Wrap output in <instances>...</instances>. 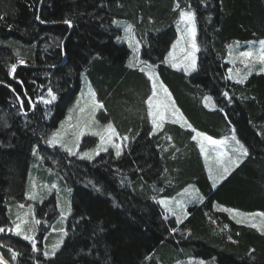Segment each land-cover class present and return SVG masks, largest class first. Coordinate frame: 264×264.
<instances>
[{
  "label": "trees",
  "instance_id": "1",
  "mask_svg": "<svg viewBox=\"0 0 264 264\" xmlns=\"http://www.w3.org/2000/svg\"><path fill=\"white\" fill-rule=\"evenodd\" d=\"M181 9L195 13L199 51L190 74L165 62ZM0 17V264H264V234L221 210L264 213V74L232 82L225 62L230 42L264 37V0H0ZM115 19L131 26L142 60L190 128L166 123L152 132L151 83L127 66L130 50L116 42ZM83 71L103 105L100 122L129 137L119 157L110 149L82 159L45 142L74 102ZM49 88L57 98L44 103ZM205 96L214 104L206 106ZM231 128L249 154L212 186L192 130L220 137ZM94 142L85 136L80 147ZM35 148L71 190L67 234L50 258L42 239L58 215L54 196L35 206V242L10 232L7 213L23 202ZM188 184L203 198L177 223L154 199Z\"/></svg>",
  "mask_w": 264,
  "mask_h": 264
},
{
  "label": "rangeland",
  "instance_id": "2",
  "mask_svg": "<svg viewBox=\"0 0 264 264\" xmlns=\"http://www.w3.org/2000/svg\"><path fill=\"white\" fill-rule=\"evenodd\" d=\"M181 10L188 11L191 9ZM113 24L120 30V34L117 36L116 42L124 43L130 50V55L126 63L127 66L132 68H139L140 70L143 69V72L147 75L148 78L151 75L156 81V95L153 96V82L152 79L149 78L151 83V94L146 99L148 120L151 125L152 132L155 133L163 127L162 126L161 128H154V125L152 123L154 118L159 122V114L161 112H163L165 116L163 125L166 123H173V120H177V122L173 124L179 125L183 128H190L188 127V122H184L187 120L183 116L180 109L177 107L169 91L167 90V93L164 91L166 86L158 77L155 68L142 60L140 56L141 46L137 41L132 28L130 31H127L128 26H130L128 22L115 19L113 21ZM185 28L186 23L180 19L179 15L175 22L176 39L171 45V48L165 57V62L176 70H181L185 74H190L195 69L189 68L188 71H185V68L190 63V61L186 59V56L188 55V52L191 51L190 37L185 35ZM260 40H264V37L248 41L234 40L227 44L225 58V62L229 64L227 77L230 74L229 69L232 70V75L234 77L237 70L239 71L240 76L246 75L249 71L251 72V74L248 75V77L254 74H264V72L260 71L262 65L253 62L251 59L246 60V63H242L241 60L245 58H241L239 56L240 52L242 51L251 50L254 53L258 51L260 47ZM195 56L197 61V52L195 53ZM173 64L179 65V67H173ZM229 80L232 82H236L235 79ZM160 85H163V87H161ZM150 97L152 99L151 108L149 107L148 103ZM205 97V105L214 104L212 99L210 101H205ZM164 103L168 105L167 109L162 106ZM97 105L101 104L96 98L95 91L91 86L86 71H83L80 74V89L74 102L69 106L64 117L59 121L57 128L53 132H51L46 139L47 141L53 136H56L59 143H57L55 146H50L47 143L46 144L49 147H58L59 149L65 151L68 155L70 154L66 150V148H70L74 153H76L75 155L71 156H77L78 158H81L82 154L85 152L90 153L93 158L96 157L97 155L95 154V150L97 149L98 145L101 147H106L108 150L113 149L115 153L116 149L112 146V143L120 144L121 148L123 149V145L126 141L120 139L122 138L120 136V138H117V136L112 135V133L107 129V125L111 122H100L98 113L101 110V107H98ZM174 108L179 109V112L176 113L175 116H173L172 114ZM150 112L152 113V115L149 114ZM180 117H182V119ZM198 132L203 133L206 136L209 135L198 130H192V137L196 136V139L194 141L196 142L199 153L201 155L206 175L211 185L214 186L221 180H223L224 177L237 166L229 163V157L235 158L236 156V154L232 152V148L235 147V141L232 140V137H235L236 140L238 139L234 133V130L231 128L227 133L221 135L220 137H212L213 139H216L218 141H225L224 144L213 146L210 145L206 140H204L202 136H197ZM81 133H83V135H81ZM85 136L94 137L95 142L84 148H81L80 146ZM101 136L105 138L103 143L101 142ZM109 137H111V141L109 140ZM201 143H203L205 149L204 152H201ZM61 145H63V147ZM224 151L228 152L229 156L221 157L218 155V153ZM103 152L106 151H101L100 153ZM32 155L33 162L29 167L23 202H14L7 206V213L11 222L10 232L16 236L21 237L22 239H24L23 237L25 235L32 236L34 237L32 242H35L37 234V224L35 223V220H37L35 216V206L36 204H40L50 196H54L58 215L55 221L50 225L49 230L42 239L43 255L45 258H50L54 256L52 254L54 250L56 253L60 249L66 236L65 233L67 234V221L71 213V190L61 182L59 176L52 169L47 168V166L43 164L40 155L36 151V148L33 150ZM242 158L240 159V161L242 160ZM83 159L87 158L85 157ZM224 166H227L229 168V171L226 174L223 172ZM221 176H223V179H220ZM53 185H55V187H53ZM186 189L187 192L185 191ZM33 196L35 197L34 199L31 198ZM202 198L203 196L199 192L197 187L194 184H188L172 196H163L154 200L161 206V208L165 212V215L173 216L166 211L165 205H161L159 203L160 200L163 199L167 201V207L176 209L178 212L179 209L177 202H180V204H182L183 206L184 211L187 212L188 208L192 204L200 201ZM230 214L234 217V213ZM173 217L176 219L175 216ZM183 219L184 217L182 216L181 220ZM235 219H239L249 226L252 223L257 224L258 226V223L262 222L261 216L258 215L236 216ZM16 225H20V228L17 229ZM17 232H19L20 234L17 235ZM57 244L60 245L58 249L55 248ZM45 253H48V255L45 256ZM191 264L201 263L194 262Z\"/></svg>",
  "mask_w": 264,
  "mask_h": 264
},
{
  "label": "snow or ice",
  "instance_id": "3",
  "mask_svg": "<svg viewBox=\"0 0 264 264\" xmlns=\"http://www.w3.org/2000/svg\"><path fill=\"white\" fill-rule=\"evenodd\" d=\"M176 7L178 8L179 5L177 4ZM179 15H180V19L186 23L185 35L190 37V42H191V51L188 52V55L186 56V59H188L190 61L188 66L185 68V71H188L189 68L195 69V67H196V56H195V53L197 51H199L198 46L196 44V40H195V37H196L195 13L192 12L191 10H188V11L181 10ZM0 19H3V18L0 17ZM37 19H39V17H37ZM64 23L68 24L69 26H71V21H69V20H65ZM130 30H131V26H128L127 31H130ZM259 45H260V47H259L258 51H256L255 53L253 51H251V50L242 51V52H240L239 56L241 58H245V59L241 60L242 63H246V60H248V59H251L255 63H259L260 65H262L260 71L264 72V40H260L259 41ZM19 63L23 64L24 61L20 60ZM172 66L173 67H179V65H176V64H173ZM246 66H247V64H246ZM16 68H17V64H15V63L12 64L10 66L11 73H15ZM141 71H143V69H141ZM229 73L230 74L228 76V79H235L236 83H240V84L244 83V81L248 78V75L251 74V72L249 71L246 75L240 76L239 71L237 70V72L235 74V77H234L232 75V70L231 69H229ZM149 78L152 79V82H153L152 83L153 96H155L156 95L155 89H156V86H157L156 85V81L151 75L149 76ZM160 86L163 87V85H160ZM164 91L167 93V89L166 88L164 89ZM48 95L50 97L49 100H43V98H41L44 103H51L52 101L56 100V98H57L56 95L53 93L51 88L48 89ZM223 95H224L225 98L231 100V97H229L227 92H224ZM93 96H94V93H93ZM169 96H170V94H169ZM211 99H212L211 97H205V101H210ZM28 103L31 104V101L29 100ZM148 103H149V107L151 108V106H152L151 97L149 98ZM23 106H24V102L21 101V107H23ZM97 106L98 107H103V105H97ZM162 106L165 109H167V107H168V105L166 103H164ZM206 106H207V104H206ZM178 112H179V109H175L174 108L173 113H172L173 116H175L176 113H178ZM149 114L152 115L151 112ZM180 118L182 119V117H180ZM164 119H165L164 113L161 112L159 114V122L155 118L152 121V123L154 125V128H161L163 126ZM172 122L176 123L177 120H173ZM184 122L187 123V121H184ZM188 127H191V125L189 124ZM107 129L112 133V135L117 136V138H120L118 136V134L116 133V129L113 127V125L111 123H109L107 125ZM81 135H83V133H81ZM197 136H202L204 140H206L210 145H213V146H218L220 144H224L225 143V141H218L216 139H213L211 136L204 135L203 133H199L198 132ZM104 139L105 138L103 136H101V142L102 143L104 142ZM120 139H122L124 141H127L129 139V137L128 136H124V137H122ZM192 139L195 140L196 136H193ZM109 140L111 141V137H109ZM232 140L235 141V147L232 148V152L235 153L236 156H235V158L229 157V163H231L233 165H238V163L240 162V159L242 157L248 156L249 153H248V149L245 148V146L242 143H240L239 140H236L235 137H232ZM46 143L48 145H50V146H55L57 143H59V141L57 140L56 136H53L51 139H48L46 141ZM61 146L63 147V145H61ZM112 146L116 149V153H115L116 156L119 157L122 154L121 145L118 144V143H112ZM66 150L69 152L70 155H75L76 154L70 148H66ZM107 150L108 149L106 147H101V146L98 145L97 149L95 150V154L99 155V153L101 151H107ZM204 151H205V149H204L203 143H201V152H204ZM218 155L221 156V157H224V156H229V153L224 151V152L218 153ZM85 157L87 159H89V160L93 159V156L90 153H88V152L83 153L82 156H81L82 159L85 158ZM228 171H229V168L227 166H224L223 167V172L226 174V173H228ZM220 179H223V176H221ZM53 187H55V185H53ZM97 190L99 191V189H97ZM185 191L187 192V189ZM31 198L34 199L35 197L33 196ZM159 203L161 205H165L166 211L176 217V222L177 223H181L182 222V220H181L182 216L184 218H186L187 215H188V213L186 211H184L183 206H182V204H180V202H177L178 203L179 212L176 209H173L171 207H167V201H165L163 199L160 200ZM221 210L227 211V212H230V213H234V217L233 218H235L236 216H246V215H248V216L258 215V216L264 217V213L244 214V213H239L238 211H236L234 209H227V208L221 209ZM241 222H242L241 220H239V219L237 220V223H241ZM35 223L38 225V224H40V221L39 220H35ZM250 226L253 227V228H257L258 230H260L262 232V234H264V229L258 228L257 224L252 223ZM16 227H17V229H19L20 225H16ZM224 227H227V225H225ZM3 231H4V229L0 228V232H3ZM19 234L20 233L17 232V235H19ZM65 235H66V233H65ZM23 238L25 240H29V241H32L34 239V237L28 236V235H25ZM61 243H62V241H61ZM59 246L60 245L57 244L55 246V248L58 249ZM33 250H35V245H33ZM52 254L55 255V250L53 251ZM47 255H48V253H45V256H47ZM201 264H203V262H201Z\"/></svg>",
  "mask_w": 264,
  "mask_h": 264
}]
</instances>
